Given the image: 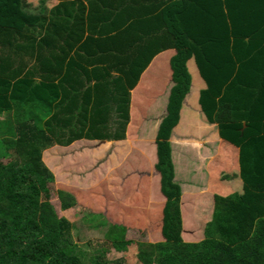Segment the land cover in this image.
Instances as JSON below:
<instances>
[{
    "label": "trees",
    "instance_id": "trees-1",
    "mask_svg": "<svg viewBox=\"0 0 264 264\" xmlns=\"http://www.w3.org/2000/svg\"><path fill=\"white\" fill-rule=\"evenodd\" d=\"M39 1L7 0L0 10L13 20L39 14L21 30L0 25V264H108L111 253H127V228L114 223L84 246L63 217L55 238L45 236L40 204L53 175L43 154L125 140L131 91L167 50L174 86L154 166L162 241L138 244L137 263L264 264V0H57L46 15ZM192 59L207 86L201 111L238 150L243 187L219 203L201 237L190 231L184 242L170 138L191 93ZM57 198L62 211L77 205L70 192Z\"/></svg>",
    "mask_w": 264,
    "mask_h": 264
},
{
    "label": "crops",
    "instance_id": "crops-1",
    "mask_svg": "<svg viewBox=\"0 0 264 264\" xmlns=\"http://www.w3.org/2000/svg\"><path fill=\"white\" fill-rule=\"evenodd\" d=\"M57 3V0H40L39 6L40 9H42L41 15H46L50 8ZM5 14L4 11V14L0 15V25L18 30H21L25 25H34L39 17L38 13L32 12L30 13V20H13L12 16L7 17ZM174 55V50H167L159 54L142 73L137 86L131 91L130 122L126 129L125 140L111 142L80 140V142L76 141L69 147L64 148H70L72 149L71 151L74 152L80 148V143L88 142L93 144L94 149L90 151V155H92L94 159L92 161H95L96 158L101 155L102 160L98 161H103L105 164L102 165V163L101 166H99L98 172L101 173L102 169H106V167L108 171L112 172L110 174L111 176L107 178V184L113 185L108 189L113 191V194L116 190L114 185L118 184L116 177H120L121 184H124L125 179L131 175L138 180L136 183L140 185L141 180H143L142 193L134 187V191H129L128 194L125 196L123 195L122 205H124L126 201L137 199L139 203H130L129 205L131 206L128 207L131 208V211H124L122 214L112 215L118 219V221H116L114 218V224L124 227L132 225L130 224L132 220L130 218V212H132V215L135 214L136 216L134 217L136 218L148 219L150 216L161 218L165 200L160 193L159 175L154 170L156 164L155 138L159 124L166 115V105H168L170 92L174 86L170 67V60ZM193 62H195L194 59L190 60L188 63L193 78L191 93L184 102L179 126L173 130L170 138L171 158L174 168V182L180 187L182 194L180 204L181 218H183V202L186 196L190 198V200L187 199L189 204L192 205V203H194L192 207L196 206V208H200L199 212H203L201 213V215L204 216L203 218L212 219L213 216H215V211L219 203L222 201L228 202V198L234 196V187L237 185L239 186L238 188H240L241 186L243 187V185L239 181L238 176V150L220 139L218 127L216 125H210L201 111L199 97L201 91L205 90L207 86L200 77L196 65L194 71L192 70L191 64ZM160 87H162L160 92H153L154 88L159 89ZM163 91H165L164 94L166 96L163 107H158V105L161 104L158 97L154 100L153 107L149 108L147 106L149 102L148 96L155 98L157 94H162ZM145 93H149V95L147 96L148 100L143 103L141 100L144 99L143 96ZM136 98L138 99L137 102L134 100ZM142 107H144V109ZM6 118V115L0 117V121ZM151 118L153 120L152 122ZM147 144H151V148H147ZM55 149L59 148L52 147L46 152ZM46 152L43 154V162L47 166L48 164L45 163L44 157ZM74 153L75 157L78 158L79 154L82 152L76 151ZM133 155L138 156V158L140 156L146 157L147 155L146 158L152 171L144 172L141 165L138 163L139 159L134 158L136 162L135 165L121 174L119 170L122 169V166L127 163ZM65 162L66 161H64V163ZM178 166L180 167V172L184 173L181 179L178 176ZM144 186L147 188H144ZM114 197L117 198L118 201V197H116V195H114ZM112 206H114L113 203ZM209 207L211 212L209 216H205ZM211 219L205 223L210 224ZM183 228H185L184 222ZM205 229L206 228H204V230ZM208 230L210 229L208 228ZM187 233L188 232H183L181 235L184 242L189 241L186 237Z\"/></svg>",
    "mask_w": 264,
    "mask_h": 264
},
{
    "label": "rangeland",
    "instance_id": "rangeland-1",
    "mask_svg": "<svg viewBox=\"0 0 264 264\" xmlns=\"http://www.w3.org/2000/svg\"><path fill=\"white\" fill-rule=\"evenodd\" d=\"M6 1L7 0H0V10L1 7L6 4ZM18 5L20 6L21 4L18 2ZM195 65V62L191 64L193 71L194 67H196ZM163 85L165 86L164 82ZM161 89L162 87L159 89L154 88L153 92L157 91L155 93H158ZM164 93L165 91H163L162 94H157L155 98L148 96L149 93H145L143 96L144 99L141 100V102H146L149 97L147 106L151 108L153 107L154 100L159 97L161 104H159L158 107H163V102L166 100ZM142 108L144 109V107ZM152 121L151 118V122ZM79 147L80 148L76 151L82 153L79 154L78 158L75 157L74 152L76 151L73 152L70 148L64 149L63 147H58L59 149L45 153V163L48 164L47 168L52 170L49 171L53 175V181L49 182L41 197L40 222L45 231V236L55 238L57 220L61 217L67 219L72 224L73 241L79 246H84L88 240L103 239L107 225L114 223L115 220L118 221V219L112 215H119L124 211H131V208L128 207L131 206L129 204L139 203V200L137 199L126 201L124 205H122L123 195L125 196L129 191H134L135 188L142 193L141 189H143V180H141V187L139 183H136L138 180L135 179L133 175L125 179L124 184H121L120 177H116L118 184L114 185L116 190L113 194V191L108 190L109 187L113 185L107 184V178L108 176H111L110 174L112 172L108 171L107 167L106 169H102L101 173L98 172L99 166H101L102 163V165L105 164L103 161H98L102 160L101 155L96 158L95 161H92L94 159L92 158V155H90V151H93L94 149L93 144L88 142L80 143ZM146 147L151 148V144H147ZM146 157L140 156L138 158V156L133 155L130 157L129 161L122 166V169H120L119 172L122 174L128 168H132L136 163L134 158L139 159L138 163L141 165L144 172L152 171ZM64 161H66V164ZM177 169L178 176L181 179L184 173L180 172L179 166ZM144 188L147 187L144 186ZM58 190H64L73 194L76 198L77 205L71 209L62 211L57 198ZM114 195L118 197V201ZM252 197L254 196L252 195ZM187 199L190 200V198L185 196L183 202L182 232L195 230L194 236L192 237L194 240L196 237L199 238L203 235L204 228H207L205 222L211 218H203L204 216L201 215L203 212H199L200 208L198 209L196 206L192 207L194 203H192V205L189 204ZM112 203L114 206H112ZM210 207L207 209L205 216H209L211 212ZM130 216L132 219L130 224L132 225L127 226L128 228L126 227V240L131 241L133 245L128 248L127 253L125 254L111 253L108 257V264H138L136 260L138 244L157 243L162 241L159 217L155 218V216H150L148 219L136 218L134 217L136 215H132V212H130ZM183 222L185 228H183ZM213 227L214 225L209 226L210 229ZM196 229L199 230L196 232Z\"/></svg>",
    "mask_w": 264,
    "mask_h": 264
}]
</instances>
